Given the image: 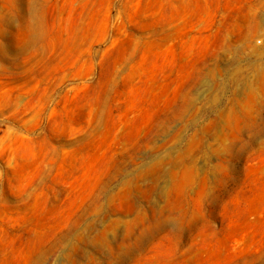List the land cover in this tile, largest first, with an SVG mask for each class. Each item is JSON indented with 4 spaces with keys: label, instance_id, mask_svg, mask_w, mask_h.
I'll return each mask as SVG.
<instances>
[{
    "label": "rangeland",
    "instance_id": "obj_1",
    "mask_svg": "<svg viewBox=\"0 0 264 264\" xmlns=\"http://www.w3.org/2000/svg\"><path fill=\"white\" fill-rule=\"evenodd\" d=\"M0 264H264V0H0Z\"/></svg>",
    "mask_w": 264,
    "mask_h": 264
}]
</instances>
